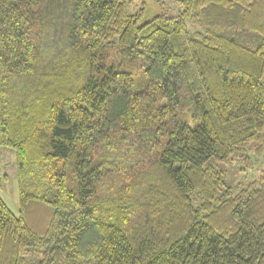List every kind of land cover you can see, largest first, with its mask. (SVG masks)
<instances>
[{
    "label": "trees",
    "instance_id": "1",
    "mask_svg": "<svg viewBox=\"0 0 264 264\" xmlns=\"http://www.w3.org/2000/svg\"><path fill=\"white\" fill-rule=\"evenodd\" d=\"M178 3L0 0V264H264V0Z\"/></svg>",
    "mask_w": 264,
    "mask_h": 264
},
{
    "label": "rangeland",
    "instance_id": "2",
    "mask_svg": "<svg viewBox=\"0 0 264 264\" xmlns=\"http://www.w3.org/2000/svg\"><path fill=\"white\" fill-rule=\"evenodd\" d=\"M130 14L140 13V22H146L156 15L178 16L182 9L178 0H126ZM2 166L7 178L0 186V196L16 215L19 213V197L15 152L2 148ZM264 168V144L254 143L249 150L240 156L236 154L226 166V184L233 193L239 192L252 180L256 179ZM221 169V167L219 168ZM38 210V209H34ZM50 216L47 210L36 211L27 223L39 234L48 227Z\"/></svg>",
    "mask_w": 264,
    "mask_h": 264
}]
</instances>
